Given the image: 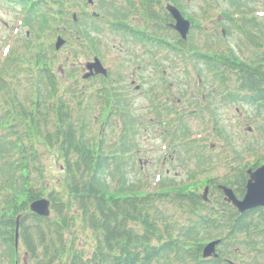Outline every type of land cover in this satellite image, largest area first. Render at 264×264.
Segmentation results:
<instances>
[{
  "label": "trees",
  "instance_id": "1",
  "mask_svg": "<svg viewBox=\"0 0 264 264\" xmlns=\"http://www.w3.org/2000/svg\"><path fill=\"white\" fill-rule=\"evenodd\" d=\"M15 1L27 7L31 28L60 34L67 50L62 66L53 46L43 44L28 56L7 57L0 66V264H264V208L240 213L218 188L227 185L241 197L248 168L264 162L262 156L247 161L217 113L219 104L241 103L264 123V12L253 6L255 0H196L221 10L215 28L240 37L250 50L245 58L225 42L223 32L221 38L200 24L194 23L188 42L178 41L165 26L168 16L156 14L153 49L181 50L158 56L160 83L167 86L163 71L180 62L191 64L202 81L204 91L189 99L199 113L189 115L165 100L164 110L156 111L160 99L140 113L119 71L117 78L93 79L94 84L72 80V64L80 72L84 60L105 59L109 52L121 56L119 65L137 66L135 48L147 39L117 38L125 32L118 0L106 10L99 6L100 17L78 12L77 22L73 14L80 0ZM137 4L127 0L126 9L135 14ZM172 113L175 117H167ZM192 119L213 123L204 133L215 131L235 154L215 155L207 136L194 135ZM155 128L168 144L165 160L186 168L191 182L214 170L215 163L225 166L222 179L206 177L208 202L191 182L162 178L151 191L143 178L131 179L132 173L142 174L141 137ZM247 150L255 148L250 144ZM49 153L61 160L59 178L47 164ZM43 197L51 201L49 217L30 211ZM218 239V257L204 258L205 245Z\"/></svg>",
  "mask_w": 264,
  "mask_h": 264
},
{
  "label": "rangeland",
  "instance_id": "2",
  "mask_svg": "<svg viewBox=\"0 0 264 264\" xmlns=\"http://www.w3.org/2000/svg\"><path fill=\"white\" fill-rule=\"evenodd\" d=\"M188 1V0H187ZM190 7L188 9V18H194V22L196 24H201L203 27H207L210 31L216 32L221 38V31L223 30L222 27L219 30L215 29V25L213 24L218 18L220 17L221 10L217 9H209V7L202 3L201 1L190 0ZM5 4L0 1V61L4 58L6 53L9 51L11 54L14 51L16 55H21L24 53H29L33 51L37 44L43 41L44 45H48L51 41H54L52 33L49 32L46 28H43L39 35L37 33H32L29 37V41H25V37L28 32V28L23 25L22 17L24 11L19 6H14L13 10L6 9L2 5ZM226 8V5H223ZM254 7H258L259 12H264V0H255ZM207 12V13H204ZM198 33L195 32L194 34V41L199 43L198 40ZM197 34V35H196ZM29 36V35H27ZM219 37V38H220ZM200 39H202L199 36ZM225 42L227 44H231L234 49L241 54V57L245 58L249 54V48L246 43L241 42V38L238 37L236 34L227 36L224 35ZM111 52H109L110 54ZM115 55H111L108 59L112 58ZM59 63L63 62L66 57V53L64 51H60L57 54ZM84 64L87 60L83 61ZM107 63H111L107 61ZM108 66V65H107ZM178 68L173 69L171 72V78L168 80L170 81V88H166L160 82L156 83L154 90L158 92V97L164 100L173 101L175 103L183 104V107H187L188 110L193 109L189 105L190 97L199 96L201 90H198V87L202 84L198 76L195 74L193 68L192 71L188 66H183L180 62L177 66ZM186 67V69H185ZM78 78L79 76L75 75L74 78ZM150 85L143 86L142 93L140 98L138 95L135 96L136 102L135 104L138 105L140 108V113H146L147 108L145 106L150 105L146 100L144 95L146 90L150 89ZM200 92V93H199ZM169 97V98H168ZM166 98V99H165ZM194 99H197L196 97ZM142 107V110H141ZM218 116L221 118V124L227 127L229 132L230 138L233 140L234 144L240 150L246 151L247 161L249 159V163L253 162L255 156H262L264 157V123L262 122V118L257 117L256 112L253 108H250L247 105L241 103H233L231 105L222 106L218 110ZM196 118V117H194ZM191 128L193 129L194 135H202L203 137L207 136V144L208 146H212L213 153L217 154H224L229 153L235 154L234 151L231 149L229 145L224 141L221 136L215 135V131H210L208 135L204 132L212 129V124L209 123L206 125L204 121L201 119H192L190 121ZM158 135H157V134ZM163 132L158 128L153 129L152 131L145 132L144 135L141 137L142 143V156L140 157V161L142 162L141 165L143 166L140 170L142 171L141 177L135 173H132L131 179H144L148 186H150V190H154L157 185H155L159 179L165 178L167 182L176 181L178 183L183 182V185L189 184L191 182L190 177L187 178L186 168L183 166H175V163H170L165 161V156L168 153L166 150L167 144L166 142H162V139L159 137L160 134ZM201 137V136H198ZM252 144L255 148L254 151L249 152L247 150L248 145ZM168 147V146H167ZM47 164L51 167V171L53 175L59 178L62 171L61 160H58V156L49 153ZM169 158L171 154L168 155ZM172 160V159H171ZM264 161V160H263ZM176 168L177 170L175 171ZM194 166L192 164L189 165V169H193ZM203 168L208 169L209 166L205 165ZM198 171V170H195ZM225 166H217L215 163V169L209 172H195L198 174L192 180L191 184H189L191 188L199 189L201 194H208L205 191L207 187L206 177H219L222 179L226 173ZM169 180V181H168Z\"/></svg>",
  "mask_w": 264,
  "mask_h": 264
},
{
  "label": "flooded vegetation",
  "instance_id": "3",
  "mask_svg": "<svg viewBox=\"0 0 264 264\" xmlns=\"http://www.w3.org/2000/svg\"><path fill=\"white\" fill-rule=\"evenodd\" d=\"M5 3L2 6L6 9L14 8L13 0H0ZM113 0H95L94 5L103 7L106 10L109 2ZM138 4V10L135 11V14L129 10H127V0H118V5L121 7V12L119 13L121 21L120 23L125 25V32L120 33L117 38L120 39H133V38H145L146 42H139L136 46V51L134 52L138 55L139 59L137 66H132L130 70L122 71V82L129 89L130 96H134L135 92L141 94V89L143 86H147L150 82L151 84H156L158 82L159 77V64H158V56H162L163 54H176L178 51H181L177 46L161 49V51L157 52L156 49H153L152 40L157 37V21L158 18L156 14L158 12H163L162 16H168V21L166 23V27L172 30L175 33L178 41L181 40V36L179 33L174 30L173 25L176 24V21L173 15L167 9L169 5L176 7L180 13L188 20L190 18L187 17L188 9L190 7V0H177L178 3H175L173 0H134ZM84 2H82L83 4ZM90 6V5H89ZM91 6V7H93ZM110 20V19H108ZM221 21V17H219ZM216 29V28H215ZM29 35V33H28ZM151 41V42H150ZM184 52H187L183 49ZM150 54V55H149ZM107 65V64H106ZM105 65V66H106ZM113 66V68H112ZM107 67V66H106ZM116 65H108L109 73L111 76L113 75V69ZM112 68V69H111ZM63 73V72H62ZM165 76H169V73L163 71ZM109 76V75H108ZM100 78L101 76H97ZM96 77H94L95 79ZM114 78H117L114 76ZM139 89V90H138ZM145 95V94H144ZM246 189V187H245ZM245 193L242 197H244Z\"/></svg>",
  "mask_w": 264,
  "mask_h": 264
},
{
  "label": "water",
  "instance_id": "4",
  "mask_svg": "<svg viewBox=\"0 0 264 264\" xmlns=\"http://www.w3.org/2000/svg\"><path fill=\"white\" fill-rule=\"evenodd\" d=\"M168 10L173 15L176 24L173 26L177 30L184 40L187 39V36L191 29V22L185 19L179 10L173 6H168ZM64 44V41L59 38L57 43V49H60ZM89 73L85 75L86 78L91 75L104 74L106 75L107 70L102 65L101 61L96 58L94 62L87 64ZM249 180L246 186V194L243 199H238L233 191V189L227 186H220V189L224 192L226 200L230 203H233L235 207L238 208L240 212H246L248 210L264 207V165L258 167L256 170L249 169ZM208 188H206V193H208ZM204 199H207V194H204ZM51 202L47 198H42L34 201L30 205V209L33 213L41 217H49L51 214ZM221 243V240H215L208 243L203 250L204 258L217 257V247ZM19 245V224L17 225L16 232V246Z\"/></svg>",
  "mask_w": 264,
  "mask_h": 264
}]
</instances>
